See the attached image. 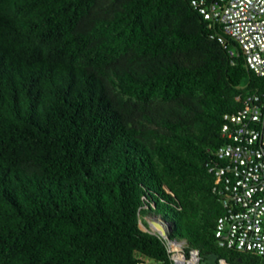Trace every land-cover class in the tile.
Here are the masks:
<instances>
[{
    "label": "trees",
    "instance_id": "trees-1",
    "mask_svg": "<svg viewBox=\"0 0 264 264\" xmlns=\"http://www.w3.org/2000/svg\"><path fill=\"white\" fill-rule=\"evenodd\" d=\"M218 27L188 0H0V264H169L144 212L260 264L212 237L222 114L245 89L264 99Z\"/></svg>",
    "mask_w": 264,
    "mask_h": 264
},
{
    "label": "built area",
    "instance_id": "built-area-1",
    "mask_svg": "<svg viewBox=\"0 0 264 264\" xmlns=\"http://www.w3.org/2000/svg\"><path fill=\"white\" fill-rule=\"evenodd\" d=\"M188 1L208 26L219 25L209 35L222 45L230 63L240 53L249 70L264 75V0ZM235 99L238 106L222 114L219 130L224 141L207 163L210 191L221 207L212 237L216 246L256 254L264 264V99L248 89ZM153 228L169 264H200L203 256L196 247L169 237L164 227ZM139 263L152 264L147 257ZM215 264L231 263L215 253Z\"/></svg>",
    "mask_w": 264,
    "mask_h": 264
},
{
    "label": "rangeland",
    "instance_id": "rangeland-1",
    "mask_svg": "<svg viewBox=\"0 0 264 264\" xmlns=\"http://www.w3.org/2000/svg\"><path fill=\"white\" fill-rule=\"evenodd\" d=\"M139 209H141V211H143V212H144V210H145V209H144V206L140 207ZM139 209H138V210H139ZM142 216H143V218H142V223H139V222H138L139 226H140L142 229H146V230L152 232V230H154L153 225L156 226L155 223H156L157 220H155L154 217H152V216L146 214L145 212L143 213ZM151 262H152V264H161V263H159V262H157V261H154L153 259L151 260Z\"/></svg>",
    "mask_w": 264,
    "mask_h": 264
},
{
    "label": "water",
    "instance_id": "water-1",
    "mask_svg": "<svg viewBox=\"0 0 264 264\" xmlns=\"http://www.w3.org/2000/svg\"><path fill=\"white\" fill-rule=\"evenodd\" d=\"M156 226L163 229V226L160 222L156 221ZM203 258L200 260V264H215V252H210L208 254H203Z\"/></svg>",
    "mask_w": 264,
    "mask_h": 264
},
{
    "label": "bare ground",
    "instance_id": "bare-ground-1",
    "mask_svg": "<svg viewBox=\"0 0 264 264\" xmlns=\"http://www.w3.org/2000/svg\"><path fill=\"white\" fill-rule=\"evenodd\" d=\"M139 223H142V222H141V219H139Z\"/></svg>",
    "mask_w": 264,
    "mask_h": 264
}]
</instances>
